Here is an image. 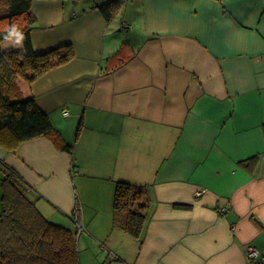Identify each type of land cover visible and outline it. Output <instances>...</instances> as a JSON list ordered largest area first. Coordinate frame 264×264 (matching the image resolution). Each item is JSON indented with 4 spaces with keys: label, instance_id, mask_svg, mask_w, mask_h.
Segmentation results:
<instances>
[{
    "label": "crops",
    "instance_id": "1",
    "mask_svg": "<svg viewBox=\"0 0 264 264\" xmlns=\"http://www.w3.org/2000/svg\"><path fill=\"white\" fill-rule=\"evenodd\" d=\"M111 1L32 2L34 52L73 48L31 84L73 150L0 147L2 173L63 226L79 206L80 264H264V0ZM118 181L146 189L140 239L112 224Z\"/></svg>",
    "mask_w": 264,
    "mask_h": 264
},
{
    "label": "trees",
    "instance_id": "2",
    "mask_svg": "<svg viewBox=\"0 0 264 264\" xmlns=\"http://www.w3.org/2000/svg\"><path fill=\"white\" fill-rule=\"evenodd\" d=\"M33 1L0 0V43L14 37L13 28L23 35L21 51L4 52L0 48V147L13 151L23 142L42 137L57 149L72 153L73 144L63 139L37 106L31 84L48 71L69 63L74 57L73 48L66 44L41 54L34 52ZM121 4V0H113L102 5L100 11L106 20H111ZM79 130L80 127L77 134ZM4 170L0 183V264H80L76 231L45 217L36 199L30 196L33 188L9 167ZM148 209L144 186L116 183L114 227L140 239Z\"/></svg>",
    "mask_w": 264,
    "mask_h": 264
},
{
    "label": "built area",
    "instance_id": "3",
    "mask_svg": "<svg viewBox=\"0 0 264 264\" xmlns=\"http://www.w3.org/2000/svg\"><path fill=\"white\" fill-rule=\"evenodd\" d=\"M79 212H80L79 206L75 207L73 213L71 214V219L76 224L78 231L81 233L83 231V225L79 221ZM219 212L221 214H224L226 212V209L222 208L219 210ZM246 257L249 264H262L263 259L261 258L259 251L254 247L247 248ZM114 264H126V263L116 259L114 261Z\"/></svg>",
    "mask_w": 264,
    "mask_h": 264
},
{
    "label": "rangeland",
    "instance_id": "4",
    "mask_svg": "<svg viewBox=\"0 0 264 264\" xmlns=\"http://www.w3.org/2000/svg\"><path fill=\"white\" fill-rule=\"evenodd\" d=\"M2 174V175H1ZM5 175V173L3 174L2 173V170L0 169V183H1V179L3 178V176ZM0 199H1V187H0ZM38 209H39V211L44 215V216H46V215H48V213L47 212H49V209L47 208V207H45L44 206V208H42L41 206L39 207L38 206ZM47 217V216H46ZM51 222H57L56 220H54V219H52V217H47ZM72 221V220H71ZM74 222L72 221V223L70 224L71 225V227H70V229L71 230H73V231H76V233H77V242L79 241V235L81 234L79 231H78V228H77V226H76V224L74 223ZM65 226V225H64ZM66 227V226H65ZM78 245V244H77ZM78 247V246H77ZM78 251H79V248H78ZM80 253L82 254L83 253V255H86L87 253L85 252V250H83V251H80ZM78 255H79V252H78ZM108 264V263H107Z\"/></svg>",
    "mask_w": 264,
    "mask_h": 264
},
{
    "label": "clouds",
    "instance_id": "5",
    "mask_svg": "<svg viewBox=\"0 0 264 264\" xmlns=\"http://www.w3.org/2000/svg\"><path fill=\"white\" fill-rule=\"evenodd\" d=\"M12 35L17 38V43H20L23 40V35L21 32L17 31L16 28H13Z\"/></svg>",
    "mask_w": 264,
    "mask_h": 264
}]
</instances>
